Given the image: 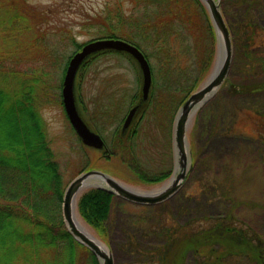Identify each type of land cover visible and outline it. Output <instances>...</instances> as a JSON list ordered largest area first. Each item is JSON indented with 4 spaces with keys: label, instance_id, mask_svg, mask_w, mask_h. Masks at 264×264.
Wrapping results in <instances>:
<instances>
[{
    "label": "trees",
    "instance_id": "trees-1",
    "mask_svg": "<svg viewBox=\"0 0 264 264\" xmlns=\"http://www.w3.org/2000/svg\"><path fill=\"white\" fill-rule=\"evenodd\" d=\"M16 1L20 0H0V264H99L90 250L75 240L65 227L61 212L63 174L40 111L44 104H62L61 78L50 84L45 76L54 74L58 68L63 73L71 55L58 51L56 54L51 49L52 44L47 40L49 31L42 29L47 23L44 12L30 11L29 6ZM135 1L152 5L151 12L142 20L122 14L120 21L101 18L98 26L104 30V37L120 38L136 45L147 60L148 51L134 42V34L131 35L126 26L138 30V38L145 46L164 45L161 47L164 55L157 52L161 61L168 65L164 69L167 74L163 78L164 86L174 93L171 95L174 99L171 118L177 106L210 71L216 50L215 32L200 0ZM232 1L243 7V19L234 25L226 20L233 55L221 88L236 98L243 97L241 102L246 103L248 94L264 91V29L258 27L250 14L257 4L264 5V0ZM144 8L148 10L145 5ZM223 15L226 19L224 11ZM60 38L68 39L75 50L82 46L70 32L62 33ZM167 43L175 44L178 49L170 50L165 46ZM98 54L90 55L79 69ZM177 57H181L180 63ZM38 59L42 60L40 64H47L46 70L37 64ZM175 71L179 79L171 80L170 73ZM158 98L151 88L150 100L145 102L138 120L153 100L159 103L152 111L154 115L157 112L158 118L159 108L165 104ZM247 104L243 109L248 116L255 117L258 124L256 135L251 138L264 145V101ZM238 115L239 112H234V121ZM136 132L134 130V134ZM122 135L120 132L122 141L118 138L121 150L134 142L128 139L126 144ZM98 160L95 157L84 169L98 167ZM218 168L223 170L222 163L216 166ZM133 170L139 180L147 183L160 181L168 175L166 172L150 176L140 169ZM113 196L105 189L91 187L77 199L80 217L105 243L109 242ZM155 205L141 206L149 211ZM263 215L264 205L261 204L251 221L240 219L228 209L215 215L194 218L191 215L186 224L173 228L158 220L155 233L159 241L142 247L134 237L138 230L130 229L136 225L128 223L126 245L136 256L130 264H264ZM148 219L151 218L146 213L136 223L149 228Z\"/></svg>",
    "mask_w": 264,
    "mask_h": 264
},
{
    "label": "rangeland",
    "instance_id": "rangeland-1",
    "mask_svg": "<svg viewBox=\"0 0 264 264\" xmlns=\"http://www.w3.org/2000/svg\"><path fill=\"white\" fill-rule=\"evenodd\" d=\"M17 3L30 7V11L34 9L44 12L47 23L42 25V29L49 31L48 43L52 44L51 49L56 54L58 51L65 55H72L77 50L68 39L60 38L62 33L70 32L74 39L83 45L90 40L104 37V30L98 26L101 18L112 17L115 21H120L119 16L126 14L142 20L152 10L151 4L135 0H20ZM242 8L236 1L220 0V9L226 13L225 20L233 25L242 21ZM250 14L258 27L264 29V5L257 4ZM126 28L131 35L134 34V42L148 51L152 77L154 75L152 89L165 104L159 108L158 118L157 112L154 115L152 111L153 107H159V103L153 100L147 104L148 110L142 118H135L134 130L137 132L129 139H134L136 144L133 142L121 150L118 145L120 141L114 137L121 129L129 107L139 100L141 77L137 64L127 54L114 50L98 52L99 54L90 59L82 70L77 71L74 88L79 111L86 122L104 139L109 150L108 158L102 150L82 145L67 119L62 104L48 103L40 107L46 121L49 143L63 174L64 188L72 178L86 171L84 168L91 164L95 157L99 159L96 163L99 166L95 168L104 170L123 184L139 190L159 188L168 182L172 174L173 119L178 108L170 118L174 104L171 95L174 93L164 86L163 78L167 75L164 69L168 68V65L164 64L165 61L160 59L164 55L161 48L164 45L145 46L138 38V30H131L128 26ZM165 46L170 50L177 48L175 44L173 46L167 43ZM157 51H160L161 56ZM180 59L181 57L176 58L178 63ZM41 61L36 60L37 64L45 69L47 64H40ZM62 61L64 63V60ZM170 74L171 80L179 79L178 72ZM63 75L64 72L61 73V68H58L54 74L45 77L51 84L50 81L57 82L60 78L62 81ZM203 81L196 88L200 87ZM221 87L222 85L196 111L187 130L190 167L181 187L149 211L141 204L130 202L118 195L113 196L109 242H103L111 251L114 264H130L136 258L129 245H126L125 230L128 223L137 226L130 229L138 230L134 236L138 244L141 247L151 246L159 241V235L155 233L158 220L164 222L166 227L173 228L178 224H186L191 215L192 218L215 215L228 209L233 210L240 219L251 221L259 205H264V145L251 138L256 135L258 124L255 117L248 116L243 109L249 101H264V91L256 95L248 94L246 103H242L243 97L236 98ZM234 112H239L237 121L233 120ZM221 163L222 171L220 168L216 169ZM133 166L150 176L166 172L168 175L160 181L142 182L134 172ZM235 202L236 205H233ZM146 213L151 218L148 219L149 228L136 223ZM80 219L86 228L95 234L81 217Z\"/></svg>",
    "mask_w": 264,
    "mask_h": 264
},
{
    "label": "water",
    "instance_id": "water-1",
    "mask_svg": "<svg viewBox=\"0 0 264 264\" xmlns=\"http://www.w3.org/2000/svg\"><path fill=\"white\" fill-rule=\"evenodd\" d=\"M206 8L216 38V50L209 73L202 85L193 90L178 107L172 131L174 168L168 182L156 189L139 190L123 184L108 172L91 168L72 178L63 190L61 212L66 229L75 240L86 246L98 260L99 264H114L111 251L106 244L88 230L80 231L72 220L76 202L87 188H102L130 202L142 205H154L171 197L182 185L190 167V150L187 130L196 111L223 84L228 75L232 61V40L228 25L220 9V0H200ZM114 50L130 56L138 66L141 87L139 101L132 106L124 118L122 128L131 124L135 115L149 98L152 78L150 65L143 52L134 44L120 38H97L83 44L69 58L62 83L61 102L70 125L81 143L89 148L103 150L102 137L82 117L75 97V78L82 63L92 54L100 51Z\"/></svg>",
    "mask_w": 264,
    "mask_h": 264
},
{
    "label": "flooded vegetation",
    "instance_id": "flooded-vegetation-1",
    "mask_svg": "<svg viewBox=\"0 0 264 264\" xmlns=\"http://www.w3.org/2000/svg\"><path fill=\"white\" fill-rule=\"evenodd\" d=\"M152 83H153V81H152ZM139 100H137V101H135L130 107H129V109L132 107V106H134L137 102H138ZM148 101V100H147ZM146 101V102H147ZM145 106V104H143L142 105V107L139 109V111L137 112V114L135 115V118L136 119H138L139 117H140V112H141V109L143 108ZM129 109L127 110V113H128V111H129ZM144 109V108H143ZM127 113H126V115H127ZM133 119V121L131 122V124L130 125H128V127H126V128H122V125H123V123H122V125H121V129H120V131H118V137H117V135H115V137H114V139H117L118 140V138L120 139V141H122V137L120 136V132H121V134H123L122 136L123 137H125V139H124V141H125V143L126 144H128V139H130V137H132L133 135H134V126H135V123H136V119ZM124 121V120H123ZM131 134V136L129 137V135ZM103 139V138H102ZM103 141H104V139H103ZM104 145H105V147H104V149L102 150L103 151V153H104V156H109V150H108V147H107V145H106V143H105V141H104ZM173 171V170H172Z\"/></svg>",
    "mask_w": 264,
    "mask_h": 264
},
{
    "label": "bare ground",
    "instance_id": "bare-ground-1",
    "mask_svg": "<svg viewBox=\"0 0 264 264\" xmlns=\"http://www.w3.org/2000/svg\"><path fill=\"white\" fill-rule=\"evenodd\" d=\"M72 220H73L75 226H76L80 231H82L83 233H86V234L89 233V232H88V229L86 228V226H85V225L83 224V222L81 221V219H80V217H79V215H78V213H77L76 210H74V212H73Z\"/></svg>",
    "mask_w": 264,
    "mask_h": 264
}]
</instances>
